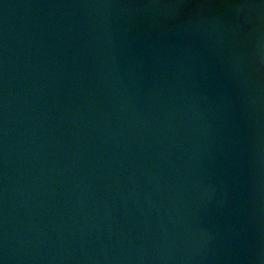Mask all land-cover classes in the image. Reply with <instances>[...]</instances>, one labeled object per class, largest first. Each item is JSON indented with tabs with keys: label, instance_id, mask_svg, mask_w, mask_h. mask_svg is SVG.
<instances>
[{
	"label": "water",
	"instance_id": "obj_1",
	"mask_svg": "<svg viewBox=\"0 0 264 264\" xmlns=\"http://www.w3.org/2000/svg\"><path fill=\"white\" fill-rule=\"evenodd\" d=\"M0 264H264V0H0Z\"/></svg>",
	"mask_w": 264,
	"mask_h": 264
}]
</instances>
